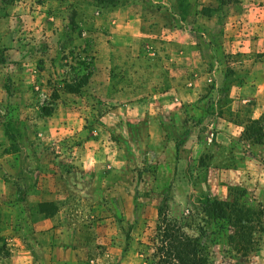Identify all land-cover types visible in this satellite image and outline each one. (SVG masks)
Wrapping results in <instances>:
<instances>
[{"label":"rangeland","instance_id":"374dc122","mask_svg":"<svg viewBox=\"0 0 264 264\" xmlns=\"http://www.w3.org/2000/svg\"><path fill=\"white\" fill-rule=\"evenodd\" d=\"M250 97L264 0H0V264H152L162 219L210 264H264V192L215 173L264 145V111H231ZM217 119L240 136L220 145ZM244 168L255 186L264 156Z\"/></svg>","mask_w":264,"mask_h":264},{"label":"trees","instance_id":"16d2710c","mask_svg":"<svg viewBox=\"0 0 264 264\" xmlns=\"http://www.w3.org/2000/svg\"><path fill=\"white\" fill-rule=\"evenodd\" d=\"M39 207L42 209L44 207L45 211L47 207H52V203H40ZM203 212L210 220H214L219 228L221 227L219 221L225 219V214L220 200L206 199ZM148 241L152 246V264H210L206 244L200 238L189 236L166 219L158 222L153 237Z\"/></svg>","mask_w":264,"mask_h":264},{"label":"crops","instance_id":"0c3cea01","mask_svg":"<svg viewBox=\"0 0 264 264\" xmlns=\"http://www.w3.org/2000/svg\"><path fill=\"white\" fill-rule=\"evenodd\" d=\"M149 5H146V7ZM234 19H236L235 17H230L229 16V21H234ZM237 106H234L235 104H237ZM262 103L264 102H258L257 100H254L253 98H243L241 101L238 100H232V106H231V111L233 112H238L239 109H244L245 113L247 115L248 118L255 120L258 119L260 117V115L263 113L264 111V104L262 105ZM242 104V105H241ZM243 113V112H240ZM143 115H141L142 117ZM218 123H216V125H218V127H220L219 129H216L215 131L217 138L219 139L218 143L221 144H226V136H229L228 133L232 132L231 135H237L240 136L241 132H242V127H240L241 125H233L231 123L226 122L225 120L222 119H217ZM214 123V125H215ZM209 126H213V122H209ZM209 126L207 127V130L204 131L206 133H202L199 134L200 136L202 135L201 139L199 140L198 138V134L194 135V129L193 128H189L186 129L184 131V133L182 134V139H181V151H183V145H184V149H186V146L188 145V149L192 150L194 149V147L196 148L199 145H204V146H209L210 147V143L208 144L207 141H211L208 139V136L214 133L209 132ZM155 129H160V126H158L157 124L154 126ZM230 135V136H231ZM160 136V134L158 135ZM195 136V137H193ZM199 136V137H200ZM156 139H159V137H157ZM189 142V143H188ZM251 150L248 151L247 153H243V157L240 156V158H237L238 160H241L244 162V165L247 163L248 159L250 160L251 158L254 160H258L260 159V157L264 156V145H252L250 146ZM168 150V149H167ZM180 156V154H179ZM241 165H243V163H241L240 165H238V169L236 171H215L216 176L218 177V182L219 184L222 185H227V184H233V183H240L242 185H244L245 187L249 188V190H252L254 192V194L256 195H260L261 193H263L264 191V178L260 177L258 178V184L257 187L253 186L251 187V183H252V179L249 178V176L246 175V171H244V165L243 167H241ZM256 183V182H254ZM252 192V193H253Z\"/></svg>","mask_w":264,"mask_h":264}]
</instances>
